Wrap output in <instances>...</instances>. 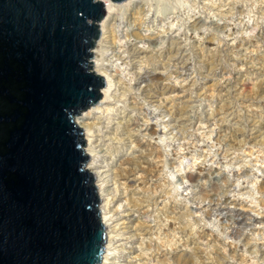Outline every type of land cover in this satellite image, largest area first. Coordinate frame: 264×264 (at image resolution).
<instances>
[{
    "label": "rangeland",
    "instance_id": "rangeland-1",
    "mask_svg": "<svg viewBox=\"0 0 264 264\" xmlns=\"http://www.w3.org/2000/svg\"><path fill=\"white\" fill-rule=\"evenodd\" d=\"M193 1L168 0L152 8L149 5L144 6L145 10L149 8L147 10L149 13L146 25L141 28L144 39L137 42V45L146 50L167 46L168 37L172 35V37L181 38L184 60L176 64L171 62L167 69L142 64L141 76L137 80L133 78V71L123 66L122 62H115L111 54L112 49L115 48L118 51L120 46H123L121 49L123 51L127 41L125 39L127 29L124 28L122 17L124 13L120 11L118 15L110 17L106 24V32H111L110 28L113 27L112 29L118 33L117 45L111 43L112 38L108 37L109 33H106L104 37L106 39H103V32L100 28L101 34L95 45V48L97 45L103 46L104 55L100 57V60L109 58L110 62L105 61V63L109 66L114 64V67L121 71L123 81L130 84V88L136 87L131 92L136 93L137 98L133 101L127 100L125 104L122 102L125 98L121 96L123 90L118 91L116 101L121 99L122 101L117 103V108L119 111H125V119L122 115H111L114 120L112 119L111 127L113 128L110 131L112 133L116 124L121 121L125 131H130L135 136L129 143L128 140L125 142L126 146L115 142V147H119L118 152L105 150L107 151L105 153L107 163L100 164L105 167L101 170L110 169L111 172L108 174L114 177L118 170L123 171L125 168H135L138 165L128 164V159L139 161L142 167H148L151 173L145 174L136 169L129 178L119 180L123 183L119 189L122 191L126 187L130 192L141 186L144 189L143 192L141 190V197L144 194L154 193L156 188H158V193L153 194V197H158L163 192V197L158 199L156 205L153 204L147 209V204H145L144 208L137 212H128L127 202H117V198L112 201L111 205H106L107 196H103V200L98 193L101 216L104 212L101 207L105 205L110 206L106 212L110 209H118L117 212L107 214L108 218L115 216L108 223L106 230L105 252L108 248L106 264H144V262L159 264L157 260L148 259L156 243L165 244V249L175 247L178 243L177 251L185 252L184 255L192 262L194 261V264H264V261L260 259L264 253V202H262L263 205L261 204L264 200V193L259 191V186H264V140L263 143L261 140L264 137V96L262 99L259 98L261 100H258L259 102L257 101L254 106L247 108L238 101L242 95L255 91L262 79L264 80V0H235L236 7L239 8L233 11L228 9L230 1L226 0V3L224 0ZM212 3H215V7L211 9ZM221 5L225 6L221 7ZM196 19L205 20L206 24L201 23L199 29L194 31L191 25ZM210 22L218 23L220 27H210ZM166 30L169 33L164 32ZM242 37L247 38L249 42L246 46L239 48L238 52L242 54L245 51L251 54L255 61L252 63L243 61L240 58L241 55L238 57L233 54L237 62L235 64L226 62L227 71L222 70L221 65H216L214 72L209 74L203 65V55L194 47V44L202 42L211 48L213 42L216 46L227 44L233 47ZM95 48L93 61L96 55H100V53H95ZM209 48L205 50V55L210 52ZM114 70L115 68H111L109 72L113 74ZM94 71L96 73L95 69ZM175 71L177 74L163 79ZM104 81L106 86L107 82L105 79ZM123 81L118 85L124 87ZM164 85H176L177 88L175 91L164 92ZM145 86H152L155 89L152 91L153 98H143L138 95L140 88ZM214 89L220 95L217 91L212 95ZM262 91H264V83ZM238 96H240L239 99L236 98ZM165 99L168 100L169 108L172 107V100L177 108L187 106L186 113L184 115L168 113L166 109L160 107V103ZM126 105H129L125 107L127 110L122 109ZM228 105L230 108L235 106V109L231 108L228 114H224V108ZM87 110L77 118L84 114L86 116ZM175 110L176 108H172V111L175 112ZM235 110L237 115L229 117L230 113ZM207 113H215V119L212 118L209 122L202 120L208 115ZM101 114L99 111L98 117H102ZM221 115L229 121H219L218 119L223 118ZM77 118L75 119L76 124L83 129L79 125L81 120L78 121ZM86 121L91 123L95 122V119L91 117ZM147 127L149 128L146 131ZM241 128H245L244 131L248 134L247 142L245 143L246 140L241 137L237 145L232 144L231 135ZM103 131L105 133L107 130L104 128ZM83 134L88 145L87 132L84 129ZM233 145L236 146L235 149ZM154 149L155 151L160 150L161 159H156V156L152 155ZM91 160L90 158L87 162L86 168ZM144 161H149L150 165L147 166L143 163ZM189 175H191V180ZM93 178L96 186L97 180L94 176ZM110 185L112 183L109 186L104 185L102 189L107 187L114 190L115 188ZM96 188L98 191L99 185ZM103 195H106L104 191ZM126 195L128 194L121 196L120 200H123ZM109 197L111 199L112 196ZM173 200H177L181 207L174 213L169 211L165 214L163 209L167 205L169 207ZM180 213L183 215L182 218L184 217V225L178 233L177 230L173 231L175 225L179 226L176 220L168 218L167 215L174 217L179 216ZM118 223L120 225L116 230L119 229L121 235L125 236L113 240L115 233L112 230ZM136 233H138L136 236L126 240V237ZM120 238L121 241L118 240ZM212 240H216L217 246L223 247L222 249L227 247L228 259L225 263H217L212 259L210 252L213 249L210 245ZM147 245H151V248H147ZM230 246L237 251L230 254ZM122 247L124 250L121 249ZM141 250L142 253L146 252L147 256L143 257L148 259L147 261L137 256ZM196 250L203 251L201 259L193 254ZM250 251L253 252L252 255Z\"/></svg>",
    "mask_w": 264,
    "mask_h": 264
},
{
    "label": "water",
    "instance_id": "water-1",
    "mask_svg": "<svg viewBox=\"0 0 264 264\" xmlns=\"http://www.w3.org/2000/svg\"><path fill=\"white\" fill-rule=\"evenodd\" d=\"M106 16L99 0H0V264L102 261L106 226L75 117L103 96L92 59Z\"/></svg>",
    "mask_w": 264,
    "mask_h": 264
},
{
    "label": "bare ground",
    "instance_id": "bare-ground-1",
    "mask_svg": "<svg viewBox=\"0 0 264 264\" xmlns=\"http://www.w3.org/2000/svg\"><path fill=\"white\" fill-rule=\"evenodd\" d=\"M99 1L104 3L106 11H107V16L100 22V28H101V30L103 32L102 33L103 34V39H106V38H104L105 34L109 33L110 36H108V37L112 38V42L111 43L113 45H117L116 43H118V42H116V40L118 39V33H116V31L113 30L114 29L113 27H112L113 29L110 28L111 32H108V31L106 32L105 31V29L107 28L106 24L109 21L110 17L118 15V13L120 11H122L124 13V14H122V15H124L122 17L124 19V24H125L124 28L127 29V33L125 34V39L127 41L125 42L126 44L124 43L125 45H124V50L123 51H121V49H123L122 48L123 46L121 47L119 45L120 47H119L118 51H116V49L114 48V49H112V53L111 54H113V58H115V62H122L123 66H127V68L129 70L133 71L132 72L133 76H134L133 78L135 80H137L141 76L142 64H144L145 66H148V67L151 66L153 68H157L158 67V68H162V69H167L171 62L176 64V63L180 62L181 60H184L183 50H182L183 49V45H182V43L180 41L181 38L172 37V35H170L168 37L167 46L153 47L152 49L146 50V49H141L137 45V42H140V41H142L144 39V36L141 34V28L146 25L147 16H148V13H149V11H147L149 8L147 10H145L144 6L145 5H147V6L149 5V7L152 8L153 6H156V5L159 6L162 2H165V1L168 2V0H126V1H123L122 3H119V4L113 2L112 0H99ZM185 1H187V0H185ZM194 1H197V0H194ZM226 1L227 2L230 1V3H229L230 6H229L228 9H230L231 11L239 8L238 6L236 7L235 0H226ZM224 2H225V0H224ZM206 6H208V5L206 4ZM213 6L215 7V3H212V5L210 6L211 9L213 8ZM224 6L225 5H223V6L221 5V7H224ZM226 6H227V4H226ZM242 6H244V5H242ZM151 11H152V9H151ZM242 13H244V12L242 11ZM201 23H205L206 24L205 20L203 21L202 19H196L193 22V24L191 25L192 29L194 31L198 30ZM209 25H210V27H212V26L217 27V28L220 27L218 23H214V22H210ZM119 27H121V26H119ZM146 27H149V26H146ZM225 27L227 28V26H225ZM101 30H100V32H101ZM164 32L169 33L167 30L164 31ZM122 33H123V31H122ZM103 39H101V40H103ZM134 41H135V43H134ZM248 42L249 41L247 40V38L242 37L240 40L237 41L236 45L233 46V47H229V46H227V44L224 45V46H219L220 44L216 46L215 43H213V42H212V47L211 48H209L208 46H205V43H202V42H198L197 45L194 44V47H196L202 53L203 60L202 59L201 60L203 61L204 67L207 69V71L210 74L211 72H214L213 69H214V67L216 65H221L222 66V70H226L227 69L226 66H225L226 62H230V63H234L235 64L237 62V59L235 58L236 57L235 55H238V57L241 55L240 58L243 61H251V63L254 62L255 59L253 58V56L251 54L249 55L245 51H243L242 54L238 52V50H240L239 48L246 46L248 44ZM102 48H103L102 45H97V47L95 48L96 49L95 53L96 54L100 53V55L99 54L96 55L95 61H93V59H92V62L94 63V64H92V66H93L92 71L95 72L94 71V69H95L96 73L99 74L100 76H102L107 82L106 86L104 88H102V90H101L103 98H102V100L100 99L101 102H99L98 104L94 105L93 107L90 106V108L86 111V116H84L85 114L80 116L79 118H77V116H76L78 121L81 120V122H79V125L84 130H86L87 138H88V141H89L88 145H86V148L84 149V152H86V154H88L92 160H91V163H88V168H86V169H88L93 174L95 179L97 180L96 181V186L98 187V185H99L100 189L98 190V193L100 195V198L103 199V196H107V198L105 199L107 201V203L105 202L106 205H108V204L111 205L112 201L117 198V202H119V201L127 202L128 212H131V211H136L137 212L141 208H144L145 204H147L146 207H147V209H149L150 207H152L153 204H155V205L157 204L159 198L163 197V195H162L163 192L162 191H160L162 193H160L158 195V197H156V196L153 197V194H157L158 193V188H156L154 193L152 192V194H150V195L147 194L148 196L146 194H144L142 197H141V194H142L141 190L143 192L144 189L141 188V186H138V188H136L135 190H132L130 192L128 191L129 189L126 188V187H124L122 189V191H121V189H119L120 188L119 186L123 185V183H120L119 180L125 179V178H129V176L133 175V172H135L136 169H139L140 171L144 172L145 174H150L151 172H150L148 167H142V163H140L139 161L138 162L134 161V160L131 161V159H128L127 160L128 164H138V165L135 168H130V169L125 168L123 171H119L118 170L117 171L118 173H116L115 176L112 174L114 177H111L108 174L109 172H111L110 169L107 170V171H102L101 170L102 168H105V167H103L100 164L107 163V157L105 155V153H107V151H105V150L112 151V152H115V151L118 152L119 147H115V144H116L115 142H117V144L120 143V144H124V146H126L125 142L128 140V143H129V141H131L133 139V137L135 136L134 134H131L130 131H125L126 129L123 127L121 121H119L116 124V127H115L114 131H112V133L110 131V130H112L111 128H113V127H111V124L113 123V120H114L113 118H111V115H115V116H121L122 115L123 119H125V116H124L125 115V111H121V110L119 111L118 108H117V103L122 101L121 98H120L121 100H117L116 101V97H117L118 91H120L121 89L123 90L122 93H121V96L125 98L124 101H122L125 104L127 103V100L128 101L137 100V98L135 97L136 93L133 94L131 92L132 90L134 91V89H136V87L130 88L129 87L130 84H128L127 82L123 81V78H122V75H121V71L119 69H116L117 67H114V64H111L109 66V65H107L105 63V61H109L110 62V60H108L109 58L100 60V57H103V55H104V52L102 51ZM207 48H209L210 52H208L205 55V50ZM209 50H207V51H209ZM233 54H235L234 55L235 57L233 56ZM111 68H115V70H114L115 73L112 74V73L109 72V70ZM228 72H230V71H228ZM223 73H224V71H223ZM173 74H177V71H175V73H169L163 79H168ZM226 80H228V79H226ZM121 81H123L122 85L124 87H121V85L120 86L118 85ZM131 81H133V79H131ZM263 83H264V80L262 79V81L258 84L257 89L255 91L253 90V91H250V93L247 94V95L246 94L242 95L240 99H239L240 96L236 97V98L239 99V100L238 99L237 100L240 101L239 104H241L242 106H245L247 108V107L254 106L255 103H257L258 100L260 101L263 98V96H264V91H262ZM217 85L219 86V84H217ZM221 85H223V84H221ZM176 88H177L176 85H173V86L172 85L171 86L164 85L163 86V91L164 92L165 91H175ZM153 90H155V89H153L152 86H145L143 88H140V90H139L140 94H138V95L139 96L141 95V97H143V98H153L154 97L153 92H152ZM228 90H230V89H228ZM216 91L217 90L214 89V92H212L211 94L212 95L215 94ZM217 94H219V92ZM259 98H261V99H259ZM165 100L160 103V107L166 109V111L168 113H172V114L175 113L176 115L177 114L184 115L186 113V110L188 109L187 106L186 107H180V108L178 107L177 108V107H175V105H174L175 103H173L174 101L172 100V105H171L172 107L169 108V106L167 104L168 100H166V101ZM112 102H115V103L112 104ZM125 107H129V105H126V106L122 107V109H126ZM172 108H176L175 112L172 111ZM225 108H227V109L225 110ZM225 108H224V114H228V111H230L231 108L235 109V106L230 108L229 105H228ZM99 111H101V113H102L101 116L102 117H98L97 114H99ZM218 112H219V110H218ZM235 112H236V110L234 112H231L229 117L233 116V115H237V114H235ZM95 115H97V116H95ZM91 117H93V120L95 119V122L92 121L90 123V122L86 121L87 119H90ZM212 118H213V120L215 119V113L208 114L207 116H205V118H202V120L204 119V120L209 122ZM96 120H98L97 123H96ZM218 120L219 121H229L225 117L220 118ZM121 127H122V129H121ZM128 127H129V125H128ZM104 128L107 130V131H105V133L103 131ZM148 128L149 127H147L146 131L148 130ZM244 129L241 128V129L238 130V132L237 131L234 132L231 135V137L229 136L230 138L233 137L232 140H231L232 144L234 143V144L237 145L238 142L241 141V139H240L241 137H243V139L246 140L245 143L247 142L246 138L248 137V134H246ZM109 131H110L111 134L108 133ZM261 140H262V143H263L264 137ZM242 145H244V144H242ZM233 146H234V149H235L236 146L235 145H233ZM238 147H240V146H238ZM241 148H242V146H241ZM155 150L156 149H154L155 153L152 151V155L154 154L156 156V159L157 158L161 159L162 153L160 152V150L158 151V149H157V151H155ZM107 155H109V154H107ZM109 159H111V157ZM161 162H163V161H161ZM143 163L146 164L147 166L150 165L149 161H144ZM106 166L109 167V165H106ZM161 167L163 168L164 165L161 166ZM188 177L191 180V175H189ZM111 183H112V185H110V186L114 187L115 188L114 190H111V188H107V187L104 190L102 189V187L104 185L109 186V184H111ZM103 191L106 193V195H103ZM145 191H147V189ZM259 191L264 193V186L263 185L259 186ZM118 193H119V196H118ZM126 193L128 195L123 197L124 198L123 200H120L121 196H124ZM109 196H112L111 199H109L110 198ZM262 202H264V200L261 201V204L263 205ZM105 206L101 207V208L104 210V212H102V217H103L102 220H103V222H104V224L106 226V230H107L108 223L111 222V220H113V217L115 216V215L112 216V217L110 216L111 218H108L107 214L110 215V213L112 214L114 211L117 212L118 209H116V210L110 209L109 212H106V210H109L108 207H110V206H106L107 208H105ZM180 207L181 206L178 204V201L177 200H173L172 203L170 204V206L168 207V205H167L165 207V209H163V210H164L165 214L167 212H169V211L174 213V211H176ZM167 216H168V218L176 220V222H177L176 224H178L179 226L176 227L177 225H175V227H173V231L177 230L178 233H179V231H181L183 229L182 225H184L183 224V218L184 217L182 218L183 215H181V213H180L179 216H177V215L174 216V217H170L169 215H167ZM119 225L120 224L118 223L112 230V232L115 233V236H114L113 240H115L118 237L122 238L123 236H125V235H121V232L119 231V229L116 230ZM139 225H141V223ZM139 228H140V226H139ZM137 234L138 233H136L134 235H131L129 237H126V240L131 239V237H134ZM175 236H176V234H175ZM109 238L110 237H109V234H108V239ZM121 238L118 239V240L121 241L122 240ZM117 242L118 241H116V243ZM216 243L218 244V242H216V240H212L210 242V245L213 248L210 251L211 254H212V259H214L217 263H225L227 261V259H228V256L226 255L227 247H225V249H222L223 247L222 248H220L221 246L218 247ZM177 244L178 243L175 244V247H176ZM141 245H143V242H141ZM171 245L172 244H170V246ZM248 245H249V243H248ZM231 246L229 247L230 254L231 253H235L237 251L236 249L233 250ZM175 247L171 246L169 249H168V247H166V249H165V244L161 243V245H158L156 243L155 247L153 249L154 251L150 254L148 259L157 260V262L159 264H194V261L192 262V260H190V258L188 259L184 255L185 252L181 253L180 251H177V247L176 248ZM147 248H151V245H147ZM107 249L108 248H106V252H104L105 254H104V258L102 260V264H106L107 263V260H108ZM121 249L124 250V247H122ZM117 252H118V250H117ZM142 252L143 251L141 250V253ZM141 253L139 255H137L139 258L143 257V256H147L146 252H144L142 254ZM250 253H251V251H250ZM252 253H251V255H252ZM193 254L195 256H197V258L201 259L202 255H203V251L196 250ZM143 258L146 261L148 260L145 257H143ZM260 259L264 261V253H263V255L261 256ZM144 264H146V263L144 262Z\"/></svg>",
    "mask_w": 264,
    "mask_h": 264
}]
</instances>
